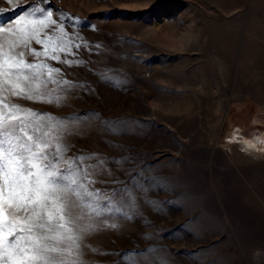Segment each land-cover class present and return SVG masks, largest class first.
<instances>
[{
	"label": "rangeland",
	"instance_id": "1",
	"mask_svg": "<svg viewBox=\"0 0 264 264\" xmlns=\"http://www.w3.org/2000/svg\"><path fill=\"white\" fill-rule=\"evenodd\" d=\"M29 5L51 9L56 30L0 32V51H23L30 63L60 68L53 79L84 87L49 84L61 100L45 103L4 86L0 99L65 119L66 158H124L90 177V190L128 186L136 196L130 219L102 217L78 249L52 255L64 264H118L116 253L153 249L138 264H264V140L252 147L264 135V0H0L21 15ZM36 35L43 45L23 44ZM57 44L78 63L45 59L54 48L65 59ZM105 121L121 132L109 134Z\"/></svg>",
	"mask_w": 264,
	"mask_h": 264
},
{
	"label": "snow or ice",
	"instance_id": "2",
	"mask_svg": "<svg viewBox=\"0 0 264 264\" xmlns=\"http://www.w3.org/2000/svg\"><path fill=\"white\" fill-rule=\"evenodd\" d=\"M12 2L7 0L9 5ZM8 11L15 15L5 19ZM45 11L44 8L29 5L21 15L14 8H0V32L14 35L24 31L21 27L24 24L32 25L41 33L49 28L56 30L57 22L52 19V10L48 9L46 15ZM46 20L48 23H45ZM5 25L8 27L5 28ZM60 30H63V25ZM33 38L38 45L45 43L40 35H36L27 36L23 44L29 45ZM47 39L51 40V35ZM75 47L78 49L80 46ZM59 51L65 59L56 54L55 48L51 55L47 51L43 55L45 59L60 64L71 66L78 63L67 59L76 53L63 47H59ZM29 54L41 55L30 47ZM23 57V51L18 57L0 51V89L7 86L13 96L59 103L61 96L49 91V84L84 87L67 80L53 79L52 74H60V68L30 63ZM42 68L47 69V79H41L43 74L39 69ZM13 78L17 81L23 79L25 83L36 79L40 81V86L27 90L17 88ZM72 119L78 120L80 117ZM104 127L109 134L121 132L113 121H105ZM69 131L70 126L65 119L53 118L50 114L37 113L19 105H9L0 99V264H64L62 258L58 260L52 254L62 257L65 250L78 249L77 241H82L88 233L95 231L102 217L130 219V214L135 212V191L128 186L113 190L111 195L102 194L99 188L90 190L96 183L90 177L107 171L110 164H123L124 158L101 157L96 153L66 158L68 148L63 146V137ZM52 132H55V136H51ZM52 139L57 141L54 150ZM143 190L136 186V191ZM103 226L117 227L116 224H108L106 219ZM61 245H67V248ZM152 251L145 249L140 253L130 251L115 255L122 256L118 264H138L137 256H147Z\"/></svg>",
	"mask_w": 264,
	"mask_h": 264
},
{
	"label": "bare ground",
	"instance_id": "3",
	"mask_svg": "<svg viewBox=\"0 0 264 264\" xmlns=\"http://www.w3.org/2000/svg\"><path fill=\"white\" fill-rule=\"evenodd\" d=\"M260 140H264V135L261 136V137H259L258 140L252 142V143H253V144H252V145H253L252 147H256L257 144H258V141H260ZM252 141H253V140H252ZM248 144H250V143H248ZM248 146H250V145H248Z\"/></svg>",
	"mask_w": 264,
	"mask_h": 264
}]
</instances>
